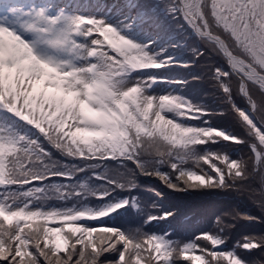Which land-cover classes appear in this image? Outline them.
<instances>
[{"label":"snow or ice","instance_id":"snow-or-ice-1","mask_svg":"<svg viewBox=\"0 0 264 264\" xmlns=\"http://www.w3.org/2000/svg\"><path fill=\"white\" fill-rule=\"evenodd\" d=\"M0 264H264V0H0Z\"/></svg>","mask_w":264,"mask_h":264}]
</instances>
